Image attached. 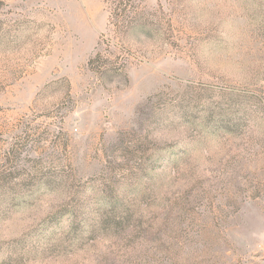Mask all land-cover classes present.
<instances>
[{
  "label": "rangeland",
  "instance_id": "rangeland-1",
  "mask_svg": "<svg viewBox=\"0 0 264 264\" xmlns=\"http://www.w3.org/2000/svg\"><path fill=\"white\" fill-rule=\"evenodd\" d=\"M108 1L0 0V264H264V0Z\"/></svg>",
  "mask_w": 264,
  "mask_h": 264
},
{
  "label": "trees",
  "instance_id": "trees-1",
  "mask_svg": "<svg viewBox=\"0 0 264 264\" xmlns=\"http://www.w3.org/2000/svg\"><path fill=\"white\" fill-rule=\"evenodd\" d=\"M146 0H109V27L113 35L111 38L106 34L101 35L100 46L106 45L107 48L112 44V38L123 40L129 31L144 26L142 23V3ZM111 53L106 49H99L90 59L89 69L97 75H104L111 71Z\"/></svg>",
  "mask_w": 264,
  "mask_h": 264
}]
</instances>
